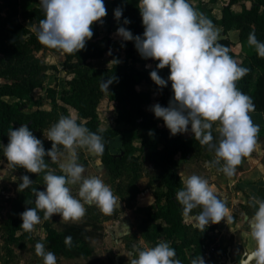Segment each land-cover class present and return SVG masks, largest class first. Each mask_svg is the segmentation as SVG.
Masks as SVG:
<instances>
[{
  "label": "clouds",
  "instance_id": "1",
  "mask_svg": "<svg viewBox=\"0 0 264 264\" xmlns=\"http://www.w3.org/2000/svg\"><path fill=\"white\" fill-rule=\"evenodd\" d=\"M44 19L39 22L37 38L44 46L57 49L62 54H74L85 49L93 36L92 25L103 23L107 15L104 0H40ZM138 7L144 26L143 35L134 36L124 26L116 34L123 41H134L135 48L144 59L158 61L156 69L170 68L165 80L157 70L150 77L161 89L171 81L173 97L167 107L156 103L151 107L156 118H162L171 135L190 130L201 145L213 140L211 129L219 124L220 140L215 149L216 163L223 161L220 169L227 176L233 175L242 159L253 151L257 143L259 126L254 124L249 113L255 110L251 98L236 87L249 69L238 65L229 55V49L218 43L219 32L212 21L198 13L187 0H138ZM123 9L117 7L114 17L120 20ZM124 24L130 23L124 18ZM248 45L254 47L258 56L264 58V42L257 40L250 32ZM114 78L102 80L101 90H108ZM103 131V130H101ZM44 137L51 141V148L45 149L43 141L37 138L27 124L11 128L8 143L4 145L7 167L23 168L39 174L48 169L45 156L59 163L62 175L46 171L43 177L45 190L33 188L35 208H26L20 213L25 232H31L40 222L38 212L44 219L59 214L65 222H79L86 213L85 204H95L104 214H110L116 198L110 187L98 176H85V168L77 162L78 149L102 156L103 137L77 123L71 116L61 115ZM61 146L63 150H61ZM19 189L29 188L33 180L28 175L20 177ZM79 182V199L71 194L68 185ZM216 188L198 176L191 175L184 181L176 199L183 206L188 217L193 209L201 212L193 219L194 226L204 231L209 223H219L228 213L225 204L216 196ZM83 201V202H82ZM258 207L250 219V236L255 241L251 253L256 264H264V200H256ZM66 246L71 247V236L65 237ZM37 255L43 264H56V256L45 251L37 243ZM130 264H181L175 259V249L168 242H160L147 249H137L133 255L125 253ZM191 264H205L200 256Z\"/></svg>",
  "mask_w": 264,
  "mask_h": 264
},
{
  "label": "trees",
  "instance_id": "2",
  "mask_svg": "<svg viewBox=\"0 0 264 264\" xmlns=\"http://www.w3.org/2000/svg\"><path fill=\"white\" fill-rule=\"evenodd\" d=\"M16 0H7L10 7ZM238 0H227L221 7V15L216 17L210 7L201 10L204 16L213 24L221 25L224 32L231 28L238 29L239 48L244 52L243 56L238 55L234 50L235 42L227 36L218 37V43L229 49V55L235 62L249 69V72L236 82V87L245 95L249 96L255 105V110L264 109V58L258 56L254 47L248 45L250 32H255L257 40L264 42V0H242L240 10L233 11L232 4ZM187 2L192 6L190 0ZM106 7L111 8L109 18H114V10L117 7L123 9L122 22L127 18L130 23L124 24L134 36L143 35L144 26L138 7V0H104ZM44 11L41 6L34 5L21 14L26 20L11 19L10 16L3 17L0 14V54L3 57L6 67V79L0 82V145L8 143V132L11 128H18L22 124H27L33 134L40 139L41 134L38 129L46 123L45 115L41 108L30 110L33 90L40 86L41 75L38 73L42 62L31 53L30 43L38 41L37 32L39 22L44 19ZM109 18H102L103 23L92 25L93 36L87 41L85 49L74 54H66L67 69L64 74L66 87L57 93L55 84L50 85L47 90V98L53 107L59 108L63 114L68 112L66 105L77 111V123L85 125L90 131L103 137L104 152L100 156L101 162L106 166L111 178L121 175L123 163L137 147L127 141L121 123L136 125L141 128L137 134L139 147L149 146L148 158L154 166L161 169V183L163 190L160 194L162 201L158 203V212L148 215L147 224L143 227L144 236L152 241L165 239L169 245L175 249L176 256L191 264L193 259L202 257L204 242L201 237L192 238L181 220L180 209L176 202V195L182 189L183 182L177 172V156L182 151L193 149L200 142L195 140L194 134L190 130L185 133L171 135L170 130L165 126L162 118H156L154 112L148 109L156 103L167 107L169 100L173 97L171 81L162 89L157 86L150 77L152 70H157L158 74L167 80L170 68L163 69L140 68L135 65L141 57L135 48L134 41H126L121 47L117 57L111 58L110 63L104 67H91L88 60L92 57L101 56L102 50L96 44L94 37L95 27L102 26L108 22ZM35 29L32 30L31 26ZM130 59L131 62H127ZM32 64V69L27 70L26 66ZM27 71L23 77L20 73ZM109 85L111 94L109 99H114L120 104L115 117V124L103 126L99 124L100 106L105 90H101V81L114 78ZM141 82L148 83L152 90L143 89L138 86ZM154 94L156 96L154 97ZM57 95L63 102L57 101ZM14 97L11 101L7 97ZM82 118L83 120H80ZM103 130V131H101ZM121 135V142L125 148L123 153L110 151L109 138ZM156 143L157 145L153 144ZM45 149L51 148V142L43 143ZM45 161L52 165L59 166L49 157L45 156ZM22 170L23 168H17ZM21 180L18 181V187ZM33 187L20 190V195L16 199L15 214L10 219L8 228L9 236L12 237L18 231L24 232L20 226L22 219L20 213L26 208H35V196ZM260 200H264V186L259 190ZM42 211L38 212L42 216ZM159 219L158 221H155ZM155 221V222H154ZM150 224H153L150 227ZM151 228V229H150ZM46 247L56 255L67 257H79L85 259V264H94V259L88 260L94 252L92 240L102 238L103 229L96 219L83 217L79 222H65L56 220L45 224ZM71 236V247L66 246L65 237ZM190 250L189 253L187 251Z\"/></svg>",
  "mask_w": 264,
  "mask_h": 264
},
{
  "label": "rangeland",
  "instance_id": "3",
  "mask_svg": "<svg viewBox=\"0 0 264 264\" xmlns=\"http://www.w3.org/2000/svg\"><path fill=\"white\" fill-rule=\"evenodd\" d=\"M203 0H193L192 7L199 12L201 5L199 2ZM40 5V0H16L10 7L7 5V0H0V14L3 17L10 16L11 19H19L26 21L21 17V14L27 8ZM106 6V3H105ZM107 15L109 18L111 8L106 7ZM202 9V8H201ZM217 11V9H216ZM9 18V19H10ZM105 18V17H104ZM119 26H124V23L120 19L109 18L108 22L102 26L95 27L94 40L98 47L101 48L102 55L92 57L90 59L91 67H101L109 65L110 59L117 57V53L121 47L125 46L126 41H123L121 37L116 34V30ZM32 30L35 27L31 26ZM125 27V26H124ZM217 26H215L216 28ZM218 27L221 26L218 25ZM220 33L221 31L216 28ZM231 38H237L238 30L232 29L229 31ZM31 53L29 57L34 56L40 59L42 67H40L39 74L41 75L42 85L34 91L32 100L30 102V109L41 108L45 115L46 123L38 131L41 134L40 139L43 143L51 142L47 140L43 133H45L53 124L57 123L60 116H71L74 118L75 112H68L63 114L59 108L53 107L50 100L47 98V90L49 84L56 77H62L63 71L67 69V62L65 59L66 54H62L61 51L44 46L38 41L30 43ZM238 47V46H237ZM237 49V48H236ZM130 61V60H128ZM139 65L142 67H152L158 63L153 59H139ZM32 64L26 66V69L31 70ZM5 65L3 57L0 54V82L6 79ZM60 74L56 75V72ZM27 74V71L20 73L18 76L23 77ZM115 93L110 88L105 90L101 101L100 113L104 117L99 123L100 125L113 123L115 124V118L113 117L115 105L109 100L110 95ZM156 94H154V97ZM13 100V98H9ZM109 113V114H108ZM109 115V116H108ZM126 137L127 141H131L137 149L129 154V157L123 163L121 169V175L117 178H111L108 169L100 161L99 156L90 154L86 149H78L77 162L84 166L85 176H98L105 184H107L113 196L116 198L117 203L114 205L113 211L110 214H104L99 207L95 204H85L86 213L84 217L96 219L101 223L103 229L102 238H94L92 240L94 252L89 256L88 260L94 259V264H130L129 257L125 255L127 252L130 255L136 253L137 249H147L156 246L160 242H167L162 237L159 240L152 241L147 239L143 233V227L147 224L148 215L150 213L158 212V203L161 199V192L163 190L161 183V169L154 166L152 161L148 158L149 146L139 147L140 143L137 138V134L141 128L136 125H127L124 123L119 124ZM121 144V146H118ZM219 144V143H218ZM215 143L212 148L205 145L195 146L193 149L182 151L177 156V167L185 166L188 164V168L183 170L185 175L191 176L193 169L197 173V165L201 162L211 164L215 159V149L218 146ZM4 145H0V264H43V258L36 253V244L42 243L44 250L50 251L46 247L45 242V224L54 222L56 220H62L59 214H53L51 219L45 220L44 213H42L40 222L34 226V229L29 232H20L10 237L8 224L10 219L15 214V207L17 204L16 199L20 195V189L18 187V181L22 175H28L33 180L32 187L37 190H45L44 175L46 171H52L54 174L62 175L63 172L59 166L48 164V169L45 172L34 174L27 172L26 169H12L7 167V159L4 157ZM116 147V153H123L124 144L118 142ZM157 145L156 143L153 144ZM260 151L256 152L259 156H263L264 159V145H260ZM61 150H63L61 146ZM254 153V151H253ZM200 161V163H199ZM218 165L223 166L221 160ZM202 165V164H200ZM219 167V166H218ZM222 168V167H221ZM220 168V169H221ZM191 169V171L189 170ZM201 172V170H200ZM191 173V174H190ZM210 184V183H209ZM71 189V194L79 199V182L75 185H68ZM225 183H221V186L216 190V196L220 199L228 209V213L224 219L219 223H209L204 231L199 230L194 226V217L201 212V208L197 207L192 210L188 217L183 214V206L179 204L176 199L177 205L180 209L181 220L187 228L192 238L201 237L204 242L202 258L207 264H223L228 259L232 261L231 264H237L240 258L244 257L249 251L255 250V241L250 236V219L254 214L258 205L256 200H260V197L252 198L250 194L237 193L236 187L229 189L225 188ZM184 186H182V189ZM255 190V189H254ZM33 195L35 196L34 192ZM120 201V202H118ZM83 202V201H82ZM159 219L156 218L155 221ZM154 221V222H155ZM153 224H150L152 227ZM153 228V227H152ZM151 229V228H150ZM108 240V242H107ZM190 250L187 251L189 253ZM56 264H85V259L79 257H65L56 255ZM181 261V264H189L180 257H175ZM249 264H256L253 258Z\"/></svg>",
  "mask_w": 264,
  "mask_h": 264
},
{
  "label": "crops",
  "instance_id": "4",
  "mask_svg": "<svg viewBox=\"0 0 264 264\" xmlns=\"http://www.w3.org/2000/svg\"><path fill=\"white\" fill-rule=\"evenodd\" d=\"M190 1L193 4V0H190ZM226 1L227 0H203V1H200L199 5H201V7H200L198 13H200L203 8L210 7L212 9V13L215 14L216 17H219L221 15V7ZM241 1L242 0H238L232 4L231 7H232L233 11H239L240 10V2ZM216 9H217V11H216ZM112 19H114V18H112ZM213 25L217 26L216 28H218V30L221 31L220 33H222L221 35L219 34L218 37H220V36L229 37L232 41L235 42V45L233 47L235 52L238 55L243 56L244 52L240 50L239 44L237 43L238 36H237V38H231L229 36V31L232 29H235V28H231V29L227 30L226 32H224L222 27H221V29H220V27H218L219 24H213ZM219 26H221V25H219ZM236 30H238V29H236ZM90 59L88 60L89 64H91L89 62ZM149 59H151V58H149ZM128 60H130V59H126L127 62H131V60L130 61H128ZM139 62L140 61L138 59L134 63L137 67H140V68L148 69V68H152V67L156 66V65H154L152 67H142L141 65H139ZM101 67H104V66H101ZM58 74H60V73L57 71L56 75H58ZM64 74H65V71H63L62 77H59V75H58V77L57 78L55 77L53 79V81H51L49 84V86L53 85V84L56 85L57 93L61 89L66 87V82L64 80ZM41 85H42V83H41ZM40 86L36 87L33 90L32 97H33L34 91L37 88H39ZM138 86L140 88H143V89L152 90V86L148 83H145V82H141L140 84H138ZM57 97H58L57 101L62 104L63 102L59 99L58 95H57ZM7 98L8 99L13 98V100H15V98L11 97V96L7 97ZM109 100L115 105V110H113V112H114L113 117L115 118L117 115V111L120 108V104L118 102H116L114 99H109ZM66 107H67L68 112L69 111L75 112L76 115L74 116V118L78 117L77 111L75 109H73L69 105H66ZM148 109H151V107L148 106ZM30 110H32V108ZM249 115H250L253 123L259 126L257 143L253 148L254 153L252 151L249 156L244 157L242 159L240 165H238L236 167L233 175L227 176L223 173V171L220 170L222 165H218L216 163V160H217L216 155H215L214 161H212L211 164L207 165V163H205V162L200 163V161H199V163L202 165H200V164L197 165V173L194 169H193V171H191V169H189V170L192 172V175L195 174V175H198V176L206 179L210 183V185H213L216 188V190L219 189V187L221 186V183L223 182V183H225V186H224L225 188H228V185H229V189H231L232 187H236L235 191L237 193H240V192L245 193L246 192V194H250V196L252 198H256L255 195L257 197H259V190L262 186H264V159H263V156H259L258 154H256V152L260 151L259 142H260V145H264V109L263 110H254V111L250 112ZM103 118L104 117H100L99 123L102 121ZM80 120H83V119L80 118ZM111 125H114V124L113 123L103 124V126H111ZM218 129H219L218 122L214 123L213 127L211 129L212 136H213V140L211 143H215L216 145L219 143V140L221 138ZM118 142H121V135H117V136L109 138V144H110V151L111 152H114V153L117 152L115 149L116 147H114V146L117 145ZM117 146L119 148V146H121V144H119ZM205 146H209V148H212V145H205ZM99 159H100V156H99ZM56 163L59 164L58 162H56ZM187 168H188V164H186L185 166L183 165L181 167L180 166L177 167V172L179 173V175L181 177V180L183 182V186H184V181L189 177V176L185 175L186 174L185 171L183 172V170H185ZM200 170H201V172H200ZM252 194H255V195L253 196ZM107 242H108V240H107ZM102 261H103V259H102ZM102 261H101V264H106L105 262H102Z\"/></svg>",
  "mask_w": 264,
  "mask_h": 264
},
{
  "label": "water",
  "instance_id": "5",
  "mask_svg": "<svg viewBox=\"0 0 264 264\" xmlns=\"http://www.w3.org/2000/svg\"><path fill=\"white\" fill-rule=\"evenodd\" d=\"M118 202H120V201H118ZM253 251H254V250L247 252V253L245 254L244 257L240 258V260H239V262H238L237 264H249L250 261L253 259L252 256H251V253H252ZM231 263H232V261H231L230 259H228V260H227L225 263H223V264H231ZM205 264H207V263H205Z\"/></svg>",
  "mask_w": 264,
  "mask_h": 264
}]
</instances>
